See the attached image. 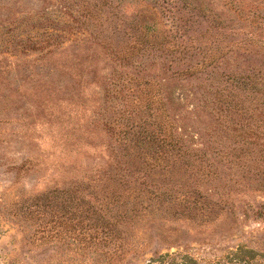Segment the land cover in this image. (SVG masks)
Returning <instances> with one entry per match:
<instances>
[{
  "label": "rangeland",
  "instance_id": "rangeland-1",
  "mask_svg": "<svg viewBox=\"0 0 264 264\" xmlns=\"http://www.w3.org/2000/svg\"><path fill=\"white\" fill-rule=\"evenodd\" d=\"M125 51L139 55H114ZM228 52L212 74H186ZM258 67L264 0H0V264H227L238 248L264 264V175L249 178L259 165L163 170L132 149L158 123L135 83L158 84L176 132L210 156L211 104L239 121L233 79ZM184 187L205 201L188 207ZM97 205L136 213L108 239Z\"/></svg>",
  "mask_w": 264,
  "mask_h": 264
},
{
  "label": "trees",
  "instance_id": "trees-1",
  "mask_svg": "<svg viewBox=\"0 0 264 264\" xmlns=\"http://www.w3.org/2000/svg\"><path fill=\"white\" fill-rule=\"evenodd\" d=\"M231 52L220 55L207 64H202L190 67L186 72L190 78H200L202 75L212 74L214 68L213 63L217 60L229 56ZM114 55L125 63H130L134 57H138L139 53L125 51L114 53ZM190 56L188 60H192ZM237 81H233L235 85L241 87L240 106L236 109V116L240 117L239 121L229 119V114L232 113L229 106L223 107L221 104H211L212 112L216 115V126L219 144L212 143L209 149H213L209 156L181 137L175 130L169 115L165 109V104L161 96V90L158 84L154 82H144L142 85L135 83L136 87H142L143 94L145 93L144 110L152 111L158 120L157 131L154 138L146 135L145 126L142 132L132 136L136 142L132 145V149L136 151L134 157L148 167L162 168L165 170L168 167H173V163L182 164L186 170L193 171L195 174L202 173L200 169L193 170V164L202 166L204 162H210L209 165L216 163L224 165L232 161H250L256 165L264 166V67L252 68L245 73L235 76ZM239 92V93H240ZM241 98V99H242ZM217 105V106H216ZM234 112V111H233ZM128 133L124 136L129 137ZM226 141H232V144L225 146L222 144ZM214 142V140H213ZM189 143V144H188ZM214 147V148H213ZM216 148V149H215ZM231 158V159H230ZM235 158V159H234ZM215 161V162H213ZM201 168V167H200ZM257 168L251 172V177H261L264 175L262 170ZM254 172V173H253ZM204 173V172H203ZM216 176L215 174H207V176ZM263 178V177H261ZM204 178H201L197 183H201ZM264 180V179H262ZM183 186H178L177 192L181 191ZM164 194V193H162ZM165 195V194H164ZM182 200H190L189 206H194L197 203L204 202L205 198L200 191L192 188L184 187V192L181 194ZM93 211L94 217L104 221V229L107 230L108 239L113 238L119 231L121 233V221L128 218L131 213H136L135 207H117L115 211H106L105 208L97 205ZM103 209V210H102ZM98 217V218H97ZM257 255L253 251L244 248H238L234 252L228 254L227 264H251ZM149 264H197L187 256L182 255H164L159 256L156 260Z\"/></svg>",
  "mask_w": 264,
  "mask_h": 264
}]
</instances>
